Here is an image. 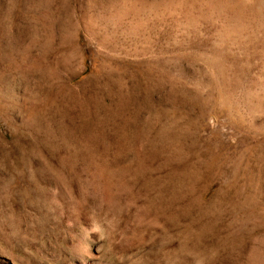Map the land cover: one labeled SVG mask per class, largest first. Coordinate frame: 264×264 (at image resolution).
Returning a JSON list of instances; mask_svg holds the SVG:
<instances>
[{
	"label": "rangeland",
	"instance_id": "obj_1",
	"mask_svg": "<svg viewBox=\"0 0 264 264\" xmlns=\"http://www.w3.org/2000/svg\"><path fill=\"white\" fill-rule=\"evenodd\" d=\"M235 1L0 0V264H264V0Z\"/></svg>",
	"mask_w": 264,
	"mask_h": 264
},
{
	"label": "bare ground",
	"instance_id": "obj_2",
	"mask_svg": "<svg viewBox=\"0 0 264 264\" xmlns=\"http://www.w3.org/2000/svg\"><path fill=\"white\" fill-rule=\"evenodd\" d=\"M199 1V0H198ZM217 1H219V0H208V2H207V4L205 3V5H204V3L202 4V5H204L203 7L205 8V6L206 5H208V7L210 6V7H212L213 9L215 8V5H218L219 3L217 2ZM222 1V0H221ZM235 1V0H234ZM244 1L245 0H238V1H235L236 2V9L235 10H237V7H239L240 6V9L242 8V10H244L245 8L243 7V6H246V3H244ZM231 2V1H230ZM246 2V1H245ZM202 3V2H201ZM216 3H218V4H216ZM200 4V3H199ZM226 4V3H225ZM201 5V4H200ZM249 5V4H248ZM247 5V6H248ZM255 6V5H254ZM207 7V8H208ZM202 8V7H201ZM244 8V9H243ZM250 8H252V7H250ZM247 9V8H246ZM254 9V8H253ZM205 10V9H204ZM208 10H209V8H208ZM242 10H240L241 12H243ZM251 10V9H250ZM209 11H211V10H209ZM252 11V10H251ZM259 11V10H258ZM207 12V11H206ZM206 12H203V13H201V14H204V16H208L207 15V13ZM215 12V11H214ZM247 12V11H246ZM186 14V13H185ZM188 14H190V13H188ZM212 13H210V15H211ZM245 15V14H244ZM256 15V14H255ZM187 16V15H186ZM189 16V15H188ZM209 18V17H208ZM258 18V17H257ZM226 30V32H229L228 31V29L226 28L225 29ZM225 32V33H226ZM225 33H223L224 34V36H225ZM226 34H228V33H226ZM250 94V93H249ZM255 93L253 92V95H254ZM252 96V95H251ZM254 98H257V100H261L262 101V98L263 97H261V95H258V94H255L254 96H253ZM264 99V98H263ZM255 100V99H254ZM256 101V100H255ZM254 102V101H253ZM255 103H257L258 104V102H255ZM95 226H97V225H95ZM94 229H97V228H93L92 230H94ZM87 233V232H86ZM75 250H76V252L78 253V254H80L81 256H83V258H92L93 259V255H94V253H93V251L91 252L90 251V249H89V247H88V245H86L83 241L82 242H79V243H77L76 244V246H75ZM83 260V259H82ZM95 263H97V262H95ZM82 264H86V263H82ZM91 264H93V261L91 262Z\"/></svg>",
	"mask_w": 264,
	"mask_h": 264
}]
</instances>
